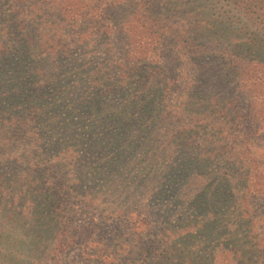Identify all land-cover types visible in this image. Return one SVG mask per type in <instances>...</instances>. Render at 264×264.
Returning <instances> with one entry per match:
<instances>
[{"label": "trees", "instance_id": "obj_1", "mask_svg": "<svg viewBox=\"0 0 264 264\" xmlns=\"http://www.w3.org/2000/svg\"><path fill=\"white\" fill-rule=\"evenodd\" d=\"M0 264H264V0H0Z\"/></svg>", "mask_w": 264, "mask_h": 264}, {"label": "rangeland", "instance_id": "obj_2", "mask_svg": "<svg viewBox=\"0 0 264 264\" xmlns=\"http://www.w3.org/2000/svg\"><path fill=\"white\" fill-rule=\"evenodd\" d=\"M95 218L96 216L100 217V214H94ZM98 219V218H97ZM101 221V220H100ZM101 230H102V235L101 239H106L107 241L111 242L114 239V235L116 234L115 232V227L113 225H109L108 222L102 220L101 222ZM117 230V229H116ZM115 233V234H114ZM80 248L79 246L75 248H70L65 253L63 254V261H74V262H79L81 261V256H80Z\"/></svg>", "mask_w": 264, "mask_h": 264}]
</instances>
